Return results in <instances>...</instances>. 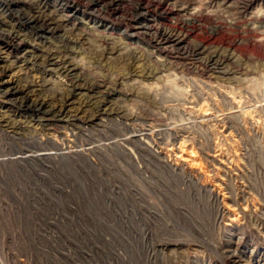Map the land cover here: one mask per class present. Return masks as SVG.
<instances>
[{
	"label": "rangeland",
	"instance_id": "obj_1",
	"mask_svg": "<svg viewBox=\"0 0 264 264\" xmlns=\"http://www.w3.org/2000/svg\"><path fill=\"white\" fill-rule=\"evenodd\" d=\"M0 264H264V0H0Z\"/></svg>",
	"mask_w": 264,
	"mask_h": 264
},
{
	"label": "bare ground",
	"instance_id": "obj_2",
	"mask_svg": "<svg viewBox=\"0 0 264 264\" xmlns=\"http://www.w3.org/2000/svg\"><path fill=\"white\" fill-rule=\"evenodd\" d=\"M102 8V7H101ZM100 9V8H99ZM98 9V10H99ZM102 10V9H101ZM47 17V16H46ZM29 18V17H28ZM41 18V17H40ZM32 19H33V17H32ZM39 20V19H38ZM40 21V20H39ZM48 21H50V18H42L41 19V22L43 23V24H48ZM52 23V22H51ZM42 25V24H41ZM146 25H147V23H146ZM135 27V26H134ZM148 27V26H147ZM50 28V27H49ZM55 28V27H54ZM137 28H140V25H137ZM145 28V27H144ZM43 29H45V28H43ZM144 30V29H143ZM141 31V30H140ZM10 33H12V32H10ZM9 35V34H8ZM156 35V34H155ZM18 37V36H17ZM21 37V36H20ZM181 39V38H180ZM177 43V42H176ZM45 57V56H44ZM46 58V57H45ZM54 60V59H53ZM52 62V61H51ZM53 63V62H52ZM61 65V64H60ZM66 65V64H65ZM68 65V64H67ZM57 67H58V65H57ZM72 69V68H71ZM70 69V70H71ZM69 69H68V71H70ZM6 94H9V95H11V94H13V91H6ZM20 99V98H19ZM20 102H21V107L22 106H26L25 108H28L29 110H31L33 113H34V115H36V116H40V115H42V114H44L43 112H46L45 111V104L47 103H45V102H43V101H35L34 99L33 100H30V98H29V95H27V94H25L23 97H21V99H20ZM48 112V111H47ZM59 112H61V111H59ZM32 115V114H31ZM30 115V116H31ZM42 117V116H41ZM40 117V118H41ZM47 152V151H46ZM51 152V151H50ZM51 153H53V152H51ZM37 154H39V153H37ZM50 154V153H49ZM190 156V155H189ZM193 157V156H192ZM185 158H186V156H185ZM188 159V158H187ZM189 159H191V158H189ZM194 159V158H193ZM192 161V160H191Z\"/></svg>",
	"mask_w": 264,
	"mask_h": 264
}]
</instances>
